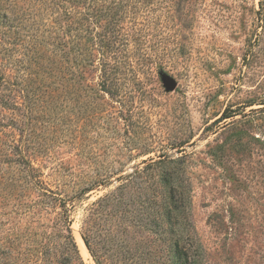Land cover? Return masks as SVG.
<instances>
[{"label":"rangeland","instance_id":"374dc122","mask_svg":"<svg viewBox=\"0 0 264 264\" xmlns=\"http://www.w3.org/2000/svg\"><path fill=\"white\" fill-rule=\"evenodd\" d=\"M162 2L151 45L164 73L118 77L143 89L103 93L93 121L86 98L78 105L71 95L64 126L54 128L62 138L45 134L56 144L45 167L53 188L113 179L75 202L79 254L56 239L52 264H264V0ZM110 192L116 200L93 214ZM60 212L42 220L60 222Z\"/></svg>","mask_w":264,"mask_h":264},{"label":"trees","instance_id":"16d2710c","mask_svg":"<svg viewBox=\"0 0 264 264\" xmlns=\"http://www.w3.org/2000/svg\"><path fill=\"white\" fill-rule=\"evenodd\" d=\"M162 3L0 0V264H52L48 253L56 239L79 254L72 208L113 179L95 175L67 189L63 183L53 188L45 167L56 144L48 143L45 134L64 126L71 95L78 105L79 98H86L81 105L94 113L93 121L105 107L99 101L103 93L117 98L143 89L135 78L121 82L118 77L164 73L163 56L151 45V26L159 27ZM95 76L100 77L97 84L82 83ZM56 135L54 142L63 134ZM59 167L62 163L49 166L52 173ZM116 198L107 193L90 210L95 214ZM58 209L60 222L53 218L52 225L45 224L42 218ZM82 236L100 263L89 237L83 231Z\"/></svg>","mask_w":264,"mask_h":264},{"label":"water","instance_id":"95a60500","mask_svg":"<svg viewBox=\"0 0 264 264\" xmlns=\"http://www.w3.org/2000/svg\"><path fill=\"white\" fill-rule=\"evenodd\" d=\"M162 77H168V76L163 75ZM164 83L170 90H175L177 87V83L173 79H170V78H165Z\"/></svg>","mask_w":264,"mask_h":264},{"label":"bare ground","instance_id":"6f19581e","mask_svg":"<svg viewBox=\"0 0 264 264\" xmlns=\"http://www.w3.org/2000/svg\"><path fill=\"white\" fill-rule=\"evenodd\" d=\"M80 247H81L84 254H86V255L89 254L88 249L86 248V246L84 245L82 240H80Z\"/></svg>","mask_w":264,"mask_h":264}]
</instances>
